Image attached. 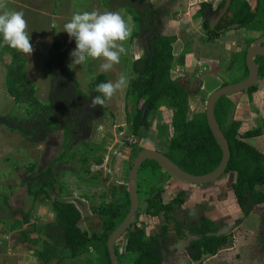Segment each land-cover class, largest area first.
Instances as JSON below:
<instances>
[{
  "label": "trees",
  "instance_id": "1",
  "mask_svg": "<svg viewBox=\"0 0 264 264\" xmlns=\"http://www.w3.org/2000/svg\"><path fill=\"white\" fill-rule=\"evenodd\" d=\"M102 1L110 7L111 0ZM126 2H129L127 9L133 16V37H142L150 30L144 53L132 62L133 76L126 91L125 118L129 124V133L137 138L141 136L142 131H150L151 113L162 106H168L173 113V133L167 137L165 147L158 150L188 173H209L219 165L222 150L208 125L206 103L192 113V92L186 83L172 77L177 36L160 31L158 21L165 14V10L153 6L141 11L135 4L143 0ZM224 3L225 0H221L214 11L219 10ZM208 4L210 1L200 3L199 14L202 17ZM259 17L263 18L261 28L264 32V0H260L257 12L251 11L247 0H233L222 18L220 27L238 23L239 27L257 28L255 21ZM203 26L209 38L220 35L216 30L208 31L206 21ZM5 58H8L9 62L5 64L4 85L15 101L22 105V114L15 111L0 113V124L10 131L19 132L32 144L44 142L58 130L62 131L64 141L60 154L45 167L39 168L36 162H32L25 170L20 171L21 188L20 192L15 194L14 201L9 195H0V205L16 213L10 217V230L22 228L30 222V214L25 212L23 205L24 198L31 197L35 201L49 204L53 213V218L38 228L44 237L36 236L31 239L34 244H41L34 252L39 258L38 264H63L67 258L85 256L83 264H111L107 240L129 211L128 189L115 191L108 203L92 206V211L101 219L102 227L100 231H90L83 227L84 213L81 206L65 199L64 194L68 188L57 170L58 163L70 156L72 143L81 146L79 159L83 167L89 164L91 158H94L97 164L103 162V156L97 155L102 145L94 143L93 140L98 134L100 121L108 107L106 103L103 107H92L91 99L99 94L95 92V86L109 81V75L99 73L92 77L86 91H83L79 82L72 76L67 50L59 40H54L45 61L49 72V90L47 101H43L37 96L35 85L26 73L25 54L7 46L0 47V61ZM181 62L183 63L182 58ZM257 62L259 75L264 77V57H258ZM246 71L248 75V69ZM226 84L229 83L223 81L220 86ZM256 90L257 86L254 85L247 92L252 94ZM232 108V99L223 96L216 103L215 114L231 150L223 176L231 175V189L242 215L236 219L229 231L218 233L219 224L209 217L188 225L172 218V212L185 203L183 191L168 202H165L161 195L148 194L144 212L150 216L163 214L165 223L157 232L147 234L144 224L137 222L141 211L139 205L132 225L123 235L126 239L124 250L131 255L132 264H264V259L258 261L261 259L257 256L259 252L252 254L255 245H259V251L263 250L264 258V119L252 127L230 121ZM145 109L147 112L144 117ZM166 128V125L161 124L158 135H162ZM130 146L131 168L134 157L144 148H140L138 142ZM76 155L77 152L72 153V156ZM145 167L151 168L152 171L162 169L152 159L145 160L139 170ZM15 168L18 171L21 169L16 164ZM88 180L95 181L96 178L89 177ZM138 189L140 191V186ZM18 198L19 202L16 203ZM253 213L258 220L247 218ZM172 219L177 237L196 236L184 249L168 247L167 238ZM247 225L251 226L253 231L245 229L244 226ZM115 249L119 263L123 264L117 245Z\"/></svg>",
  "mask_w": 264,
  "mask_h": 264
},
{
  "label": "rangeland",
  "instance_id": "2",
  "mask_svg": "<svg viewBox=\"0 0 264 264\" xmlns=\"http://www.w3.org/2000/svg\"><path fill=\"white\" fill-rule=\"evenodd\" d=\"M181 1V7H177L178 9L173 13L172 19H178L177 14L179 13L181 15L183 13L185 17V11L187 12L188 7L182 8V6H187V0ZM4 3L6 4V9L3 10L21 11L24 13V18L27 21L26 31L30 36V43L33 46L31 55L25 54L27 60L26 73L35 85L36 94L41 100L47 101L48 97L49 72L45 61L48 49L54 40H59L62 43L68 52L69 64L71 63L70 52L76 47L75 39L70 38L67 32L63 31V25L76 12H116L129 23V27L131 28L130 38L123 42L127 52L126 54H121L120 63L115 64L111 70L107 72L102 71L100 64L103 63V60L91 58H88L83 64L71 68L72 76L79 82L81 89L86 91L90 79L98 73L108 74L109 80L113 82L117 80L119 75L124 74L128 77L129 86L130 79L133 76L132 62L144 53V46L149 38L150 30L142 37H133V16L129 12L130 10L127 9L129 2H126V0H111L109 1L110 7L104 4L102 0H4ZM135 6L141 11L144 8H151L153 6L161 7L165 11L172 10L171 0H143V2H138ZM196 7H198L196 10L199 11L200 5L197 4ZM193 19L199 37L198 39L192 37L194 40H189V47H180L181 53H178L179 55L173 68L177 78L182 83H186L193 94L191 101L192 113L205 105L206 99L213 91V88L219 87L223 81L232 84L245 78V75H241L237 68H232L230 72L228 70V72L220 70L216 61L223 57L230 63L231 61L236 62L237 65L240 62H244L243 52L236 49L238 46L231 44L232 41L228 38L223 39L221 43L215 41L209 45V43L205 42L208 37L204 32L202 16L197 13ZM262 21L263 18L259 17L255 22L259 24ZM169 23L170 16L161 17V23H159L161 33L171 35L173 31L170 30V27L164 28V26L168 27ZM184 30V33H189V28H184ZM180 56L184 57L182 59L183 63ZM8 62V58L0 61V113L4 114L15 111L22 114V105L15 101L14 97L7 92L4 85L5 64ZM225 72L227 73L225 74ZM214 75H221L220 78L223 81L221 80L213 88L209 87L208 84L203 88L202 84L206 85L207 83L204 82V78ZM263 79L264 77H259L255 85L258 87ZM128 86L122 90H118L111 99L106 100L108 110L100 121L98 134L94 140L92 139L94 143L102 145L97 155L103 156V162L97 164L94 158H91L89 164L83 167V163L79 159L81 146L72 143V148L69 150L70 156L57 165L60 178L68 188L64 197L81 206L84 213L83 227L90 231H100L102 227L101 219L97 213L92 211V206L108 203L112 200L115 191L124 190L126 185L125 179L130 171L132 156L130 154L131 146L128 142L135 140L136 137H133L129 133V124L125 118L126 91ZM237 94H233L235 97H232L233 95L229 96L230 98H234L236 102V104L233 103L229 120L237 122L247 120L251 125L259 123L264 116V109L261 108V105L256 101H252L246 91L239 92V95ZM256 98L259 99V96ZM172 114V110L168 106H162L156 112H152L149 117L152 123L151 130L148 132L142 131L141 136L136 138L138 146L140 148L156 147V149H163L167 144V137L173 133L171 127ZM161 124L166 125L167 128L163 131L162 135H158ZM76 138L77 136L74 137V140ZM63 144L61 130L53 132L47 140L40 144H32L19 132L10 131L0 124V195H9L14 201L15 194H18L21 188L20 171L25 170L26 166L32 162H36L39 168L45 167L60 154ZM127 151L130 152L126 154ZM73 152H77V155L72 156ZM113 156L121 158V160L112 163L111 159ZM105 161L107 163L104 166ZM15 164L21 168L19 171L15 168ZM146 169L150 168L145 167L139 170L140 175L138 173L139 177L137 176V183L138 180L140 182L138 187L140 186L141 188L140 191L138 189L141 200V211L137 222L144 224L145 227L148 225L150 234L160 229L165 222V217L163 214L153 217L144 212L148 194L161 195L163 200L167 202L183 191L184 195L186 194L183 206H186V208L177 207L172 212V218L188 225L197 223L203 217L209 216L219 224L218 232L220 233L227 232L234 225L236 219L242 215L231 189L230 174H226L212 183L195 185L179 180L163 169L159 170L161 174L157 177L155 173L151 178H146L145 175L148 173ZM89 177H94L96 180L90 181L88 180ZM18 202L19 198L16 200V203ZM23 206L25 212L30 214V222L24 224L22 228L16 229L15 233L11 234L14 230H10L9 228L11 225L10 217L16 213L0 205V264L39 263V258L35 257V253L33 252L41 244H34L31 239L36 236L44 237L38 228L52 219L53 213L49 204L35 201L31 197L24 198ZM247 218L253 220L255 218L254 213ZM174 219L170 221L171 229L168 236V243L171 247L183 245L186 242L178 240L179 238L176 236L173 228ZM149 220H152V222ZM255 220L258 219L255 218ZM247 222L250 221L247 220ZM244 227L248 231H253L249 225ZM125 241V236H122L117 240L116 245L118 246L122 263L132 264L131 255L129 256L124 250ZM241 250L243 251L244 248H241ZM259 250L260 246L255 245L252 254L255 255L259 252L257 256L261 259L258 261H262L264 259L262 258L263 250ZM94 256H96V253ZM85 257L67 258L63 264H83ZM253 260L256 261L255 259ZM51 264H54V262H51ZM194 264H200V262Z\"/></svg>",
  "mask_w": 264,
  "mask_h": 264
},
{
  "label": "clouds",
  "instance_id": "3",
  "mask_svg": "<svg viewBox=\"0 0 264 264\" xmlns=\"http://www.w3.org/2000/svg\"><path fill=\"white\" fill-rule=\"evenodd\" d=\"M6 9L4 0H0V10ZM27 29V21L21 11H0V47H10L31 55L33 46ZM63 31L75 39L76 47L70 52V68L83 64L88 58L102 59V71H109L120 63L121 54L127 50L123 42L131 36L129 23L116 12L84 11L73 13L71 19L63 25ZM128 86V77L119 75L115 82L109 80L95 86L99 93L91 99V106L103 107L118 91Z\"/></svg>",
  "mask_w": 264,
  "mask_h": 264
},
{
  "label": "water",
  "instance_id": "4",
  "mask_svg": "<svg viewBox=\"0 0 264 264\" xmlns=\"http://www.w3.org/2000/svg\"><path fill=\"white\" fill-rule=\"evenodd\" d=\"M247 1L251 7V11L257 12L260 0ZM232 2L233 0H225L224 5L217 12H213L210 5L207 6L203 20L208 22V31L218 30L217 26L229 10L230 6L232 5ZM159 22L161 23V20H159ZM237 27H239V24L233 23L228 25L227 27L221 28L219 31L223 33L226 29H233ZM245 56L246 67L248 69L247 77L232 84L230 83L218 87L217 89L213 90L207 98V122L222 150L221 161L213 171L202 175H194L188 173L182 168H180L178 164H176L172 159H170L165 153L156 148H144L143 150L138 152L134 157L132 166L127 177L128 192L130 197V208L123 221L120 223L119 226H117L114 231L110 233L109 238L107 240V247L109 250L111 264H120L115 249L116 242L126 233L127 229L132 225L135 215L139 209L140 198L138 192L137 176L139 169L145 160H155L165 172L171 174L179 180L195 185L212 183L220 179L225 173L228 162L231 157V150L228 140L226 139L225 134L216 118V103L223 96H230L242 91H246L257 83L260 77V69L259 64L257 62V58L264 57V34L255 38L250 43ZM146 112L147 109L144 110V117L146 115Z\"/></svg>",
  "mask_w": 264,
  "mask_h": 264
},
{
  "label": "crops",
  "instance_id": "5",
  "mask_svg": "<svg viewBox=\"0 0 264 264\" xmlns=\"http://www.w3.org/2000/svg\"><path fill=\"white\" fill-rule=\"evenodd\" d=\"M166 1V0H165ZM206 1H213V3H215V4H217L220 0H187V6L185 5V6H182V8L183 7H188V9H187V12L185 11V17H184V15H183V13H182V15L179 13V14H177L178 15V19H172L173 17V13H175V11H176V9H178L177 7H181V4H182V1L181 0H171V8H172V10L171 11H165V14L163 15V17L165 18V16L166 17H168V16H170V23L168 24V27H166V26H164V28L165 29H167V28H169L170 27V30H172L173 32H171V35H176L177 36V41H176V43H175V45H174V53H175V61H174V64H173V68H174V66H175V64H176V61H177V56L179 55L178 53H181L180 51V47H185V48H187V47H189L190 46V43H189V40H191V41H193L195 38L196 39H198V35H197V30H196V24H195V21H194V17H196V15H197V13H199V11H197L196 9L198 8V7H196V5L197 4H199L200 5V3H202V2H206ZM172 17V18H171ZM262 24L263 23H261V22H259V24L257 25V28H247V27H237V28H233V29H228L227 30V32L225 33H220V35H218L217 37H213V38H209V36L206 34V36L209 38H207V41H205L206 43H209V45L210 44H213L215 41H218L219 43H221L222 41H223V39H226V38H228L229 40H231L232 41V43L231 42H228V43H231V44H233V45H236V46H238L236 49H239L240 50V52L242 51L243 52V54H244V57H243V60H244V62H240V64H238L237 65V63L236 62H232L231 61V63L227 60V59H225V58H223V57H221V58H219V59H217L216 61L218 62H216L217 63V65H219V69L220 70H222V71H231L232 70V68H237V70H238V72L239 73H241V75H245V77L247 76L246 75V69H247V67H246V64H245V55H246V50H247V48H248V46H249V44L251 43L250 41L253 39V38H255V37H257L259 34H261L262 32H263V29L261 28V26H262ZM184 28L186 29V28H189V33L187 34V33H184L185 32V30H184ZM192 28V29H191ZM204 32H205V30H204ZM190 33H191V35H190ZM192 37H194V39L192 38ZM246 38H247V40H246ZM248 38H249V41H248ZM212 42V43H211ZM228 49V48H227ZM224 56V55H223ZM220 57V56H219ZM183 59L184 57L183 56H180V59ZM208 59H210L209 57H208ZM180 62V61H179ZM173 68H172V77L173 78H177V76L175 75V73H174V71H173ZM227 71V72H228ZM227 72H225V74L227 73ZM99 74V73H98ZM224 74V75H225ZM221 76V75H220ZM220 76H217V75H214V76H206L205 78H204V82H207L206 83V85L203 83L202 84V87L204 88V86H207V84L209 85V87H214V86H217L219 83H220V81L222 80L223 81V79H221L220 78ZM239 77V76H238ZM88 86V85H87ZM217 88H218V86H217ZM213 90H215L214 88H213ZM202 93V92H201ZM200 93V94H201ZM246 93L248 94V96L252 99V101H256V102H258L260 105H261V108L262 109H264V79L262 80V82L258 85V87H257V90L256 91H254L252 94H249L248 92H247V90H246ZM236 95V94H235ZM237 95H239V93L237 94ZM261 95V96H260ZM257 96H259V99H257L256 97ZM232 97H235L234 95L232 96ZM232 99V101H233V103H235L236 104V102L234 101V98H231ZM263 119H264V116H263ZM241 123H243L244 125H248V126H250V127H252V126H254V125H256V124H253V125H251V124H249L248 123V121L247 120H243V121H241ZM258 124V123H257ZM154 148H156V147H154ZM154 148H151V149H154ZM130 151H127L126 152V154L127 153H129ZM121 160V158H117L116 156H113V158L111 159V161H112V163L114 162V161H120ZM108 161V160H107ZM107 161H105V163H104V166H105V164L107 163ZM148 170V173H146V175H145V177L146 178H151V176L153 175V174H155L156 173V177L159 175V174H161L160 173V171H159V169L158 170H156V171H152V169L150 168V169H147ZM150 170V171H149ZM121 171H123V170H121ZM129 174V173H128ZM127 177H128V175L126 176V179H125V182H126V185H125V189L127 188L128 189V185H127ZM164 177V176H163ZM127 186V187H126ZM125 189L124 190H122V191H125ZM185 191V190H184ZM184 196H186V194L184 195ZM236 201V200H235ZM168 202V201H167ZM237 202V201H236ZM178 207H181V208H186V206H183V205H181V206H178ZM240 208V207H239ZM177 209V208H176ZM153 217H157V216H153ZM205 217H209V216H205ZM204 218V217H203ZM202 218V219H203ZM210 218V217H209ZM201 219V220H202ZM145 221H147V220H145ZM150 222H152V220H149ZM200 222V221H199ZM165 223V222H164ZM163 223V224H164ZM198 223V222H197ZM193 224V223H192ZM149 226L147 225V227H146V232H147V234H150L149 233ZM148 230V231H147ZM15 231L16 230H14V232H11V234H13V233H15ZM229 231V230H228ZM218 232V231H217ZM218 233H220V232H218ZM176 234V233H175ZM196 236H193V235H189L188 237H186V238H179L178 240L179 241H186L183 245H176V246H174V247H171L170 245H169V243H168V238H167V243H168V247H169V249H184L187 245H188V243L192 240V239H194ZM186 239V240H185ZM10 251H11V249H10ZM33 251V250H32ZM10 253V252H9ZM34 253V252H33ZM36 257V256H35Z\"/></svg>",
  "mask_w": 264,
  "mask_h": 264
},
{
  "label": "flooded vegetation",
  "instance_id": "6",
  "mask_svg": "<svg viewBox=\"0 0 264 264\" xmlns=\"http://www.w3.org/2000/svg\"><path fill=\"white\" fill-rule=\"evenodd\" d=\"M221 1V0H220ZM219 1V2H220ZM219 2L217 3V4H215V3H213V1H210V4H208V5H210V7L212 8V10H213V12H217V11H214V9H215V7H217V5L219 4ZM208 5H206V7H205V11H206V8H207V6ZM205 11H204V13H205ZM203 18H204V16L202 17V20H203ZM222 21V20H221ZM221 21H220V23H221ZM159 22V21H158ZM203 22H204V20H203ZM202 22V23H203ZM207 22V21H206ZM160 23V22H159ZM208 23V22H207ZM220 23H219V25L217 26V29L218 30H216L217 32H219V33H221L219 30L222 28V27H220ZM225 32V31H224ZM264 34V32H262L261 34H259L257 37H259V36H261V35H263ZM257 37H255V38H257ZM250 45V44H249ZM220 87V86H219ZM217 89V88H216Z\"/></svg>",
  "mask_w": 264,
  "mask_h": 264
},
{
  "label": "built area",
  "instance_id": "7",
  "mask_svg": "<svg viewBox=\"0 0 264 264\" xmlns=\"http://www.w3.org/2000/svg\"><path fill=\"white\" fill-rule=\"evenodd\" d=\"M135 142H138L136 138H135V140H132L131 142H128V143L131 145V144H133Z\"/></svg>",
  "mask_w": 264,
  "mask_h": 264
}]
</instances>
